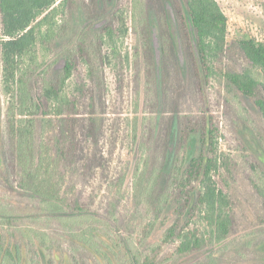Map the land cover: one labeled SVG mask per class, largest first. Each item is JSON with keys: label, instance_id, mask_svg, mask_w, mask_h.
<instances>
[{"label": "trees", "instance_id": "1", "mask_svg": "<svg viewBox=\"0 0 264 264\" xmlns=\"http://www.w3.org/2000/svg\"><path fill=\"white\" fill-rule=\"evenodd\" d=\"M126 1L116 0L108 23L94 29V21L110 11L107 4L99 6L100 0H0V219L15 227L11 238L0 229V264H20L23 249L34 259L36 247H54L73 264H115L111 259L128 264L129 254L132 264H159L160 252L168 244L173 252L164 259L182 258L248 228L264 226L260 214L261 208L264 211V173L250 162L251 172L246 176L254 194L236 195L239 161L222 151L225 120L208 103L217 81L226 94L222 98L225 116L234 115L228 97L248 99L260 114L259 127L264 126V43L254 39L229 42L228 19L217 0H128L129 6ZM166 1L176 23L185 72ZM79 11L87 25L61 56L54 47L69 35ZM152 19L159 31V65ZM130 32L136 40L133 54L125 43ZM60 59L65 62L56 72ZM142 69L145 91L152 90L163 104L160 107L156 101L160 109L147 141L143 125L133 193L143 195L149 205L146 215L151 229L170 202L178 206L173 225L162 237L163 246L144 255L130 241L127 248L117 241L107 247L101 239L106 236L101 234L104 228L115 225L120 231L118 217L124 219L119 194H111L125 180L114 179L122 135L116 122L127 123L131 140L138 139L137 118L133 125L129 118L110 119L116 114L113 99L123 93L125 82L130 86L132 80L136 89L140 86ZM112 75H118L117 84ZM192 105L199 108L197 113L186 112ZM248 118L242 115L244 123L228 131L235 134L239 126L248 124ZM196 136L198 155L181 158ZM244 199L252 206L254 199L261 208L256 209V219L250 214L240 223L239 213L247 218L250 212ZM13 201L34 208L16 210ZM54 219L60 227L56 231L32 223ZM263 245L261 239L255 246L258 259L257 254L249 256L252 264H264Z\"/></svg>", "mask_w": 264, "mask_h": 264}, {"label": "rangeland", "instance_id": "2", "mask_svg": "<svg viewBox=\"0 0 264 264\" xmlns=\"http://www.w3.org/2000/svg\"><path fill=\"white\" fill-rule=\"evenodd\" d=\"M127 6H129V1L127 0ZM222 11L226 15L228 19V41L237 40V39H254L258 42L264 43V0H217ZM107 4L110 11L109 14L102 17L101 19L94 21L93 27L94 29H98L108 23L110 14L112 13L114 6L116 4V0H100L99 6L104 8L103 6ZM106 5V6H107ZM167 12L169 15V22L171 26L172 36L174 38L176 48L180 55V61L182 69L185 72V62L184 56L181 48V44L179 41V36L176 29V23L172 15V10L170 4L166 1L165 3ZM78 19L75 20L73 27L71 28L69 35L66 39L57 43L54 47L55 51L61 52V56L65 53V49L72 45L76 38L79 36L81 31L87 25L85 22L82 13L79 11ZM128 26H132V19L130 18ZM152 37H153V47L155 56L157 59V63H160V44H159V31L156 24V21L152 19ZM126 47L128 51L133 54V50L136 46L135 36L132 32H130L126 36ZM65 60L60 59L58 64L56 65L54 71H61L63 68ZM133 75L134 72H131ZM159 74V68H158ZM118 75H112L111 79L116 84L119 81L117 78ZM160 76L158 75V79ZM159 82V81H158ZM123 85V93L117 94V97L113 99L115 101L114 113L110 119H123L126 118L131 119V124L135 118H137V130H138V139L134 143L132 139V135L127 128V123L124 121L116 122V126L120 124V129L122 131L121 138L119 139L118 146V158L116 159V167L117 174L114 179L120 183V179L124 180V183L118 189H113L114 192L111 194L118 193L117 197L118 203L125 207L123 210L124 219L119 216V225L121 230L119 231L115 225L111 228H102L101 234H105L106 236H101L102 241L105 243L107 247H110L114 241L121 243V247H126V243H132L135 250L137 252L143 253H152L157 247L162 245V237L165 231L171 227L175 221V211L177 210V205L173 202H170L168 207L165 209L164 213L160 220H157L156 226L154 228H150L152 224L151 220L147 218V212L149 209V205L146 203L145 199L143 200V195H139L138 197L134 196L133 193V173L135 170V165L138 161V151L140 146V141L142 137V129L144 123H146L145 127V140L149 139L148 130L149 128L154 129L156 119L159 113V107L156 106L157 103L161 105L163 101H161L160 97L153 96L151 94L152 90L145 91L146 80L144 75V70L141 71V76L139 79V87L136 89L134 82L130 81V86L128 82ZM128 85V88L126 86ZM158 86V83H157ZM134 89V90H133ZM226 94L222 91L219 83L217 81L214 82L212 88L210 89L208 103L212 108L218 110V114L221 117L222 121L225 125L224 134H226V139L220 140V146L223 152L230 154L233 157L238 158L239 161V171L236 175V185H234V190L236 195L244 198L245 195L250 196L254 194V190L251 188L249 181L247 180L246 174L250 173V162L255 163L256 167L264 173V126L259 127L258 122L260 118V114L253 104L252 101L248 99L237 100L230 99L232 102L231 105L234 108L233 118H229L225 116L224 111L227 109L224 107L223 99ZM240 103L241 105H239ZM153 104V107H152ZM198 105V104H197ZM197 105H192L186 108V112H198ZM233 111V109H232ZM249 117L248 124L245 123L234 134L233 131H228L229 128H234V126H238L242 122L241 116ZM109 118V117H108ZM251 127L257 129V132L254 131ZM238 139V140H237ZM148 154H151V145L148 142ZM200 150V142L199 138L193 137L189 140L185 151L180 156L181 158L190 159L194 156H197ZM120 159V160H119ZM171 165H176L174 157L171 159ZM181 161V159H178ZM3 164L2 161V126L0 121V165ZM121 173V174H118ZM253 175V174H252ZM251 175V176H252ZM256 181H259L256 177ZM245 195H243L242 193ZM247 205L248 211L247 218L243 212L239 213L238 220L240 223L243 221H247L250 214L256 219V209L259 210V206L261 205L257 203L254 199L253 206L248 203L247 199H244ZM99 200L96 201V205ZM156 203V200H155ZM16 206V210L20 206L21 208H34V206H25V204H21L17 202L11 203ZM12 205V206H13ZM100 207L102 205L99 204ZM14 207V206H13ZM99 209V208H97ZM101 209V208H100ZM115 210V207H113ZM260 214L264 215V211L262 208L260 209ZM118 216V215H117ZM29 218V217H25ZM31 219V218H30ZM43 219H48L43 217ZM4 221V222H3ZM3 224H2V223ZM26 222H28L26 220ZM32 223L39 224L41 223V227L50 229V230H59V223L57 219L48 221V220H35ZM0 229L5 233L7 237L13 235V230L15 227H10L7 225V222L4 219H0ZM249 230H245L235 234L233 237L228 240L222 242L221 244H214L205 248L204 250L193 253L186 257L178 258L174 257V259H164L170 252H173V248L171 245L164 246L160 252V259H158L159 264H252L253 262L248 261L249 256L256 255L258 253V247L255 246L264 239V226L260 225L256 228H248ZM17 231V230H16ZM100 234V235H101ZM11 238V237H10ZM67 243V242H66ZM64 244L65 247L68 248V243ZM264 250V245L262 246ZM34 254V259H32V254L29 251L23 249V257L20 264H73V260L70 257L62 258V254L57 251L54 247L51 250H46V248L36 247ZM33 251V249H32ZM73 254V252H71ZM130 261L128 264H132L133 258L132 255L129 254ZM258 259V254L256 255ZM256 257L254 259H256ZM81 260V259H78ZM87 262L88 259H85ZM116 263V259H111ZM77 261L74 259V262ZM82 263V262H81Z\"/></svg>", "mask_w": 264, "mask_h": 264}]
</instances>
